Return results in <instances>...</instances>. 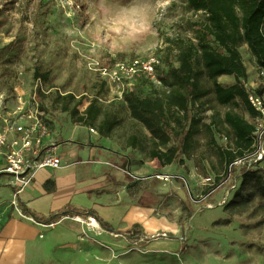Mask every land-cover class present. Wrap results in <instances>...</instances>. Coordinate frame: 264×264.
<instances>
[{"label":"rangeland","instance_id":"1","mask_svg":"<svg viewBox=\"0 0 264 264\" xmlns=\"http://www.w3.org/2000/svg\"><path fill=\"white\" fill-rule=\"evenodd\" d=\"M0 7V128L18 101L28 102L37 90L48 95L70 91L106 105L140 82L143 94L159 89L145 75L140 81L123 77L113 82L99 70L174 57L178 41L195 42L186 23L205 19L184 0H0ZM238 51L247 73L244 87L248 94L258 93L264 72L243 40ZM217 81L234 83L227 76ZM202 85L211 88L204 78ZM34 101L40 107L37 94ZM226 113L254 125L241 104L221 106L211 94L190 105L185 115L176 112L179 124L169 120L170 145H179L189 129L197 131L187 156L177 158L168 175L143 158L147 167L138 162L133 182L105 191L111 206L132 209V215L115 223L103 219L111 232L98 222V228L89 225V216L43 227L41 238L28 248L26 264H264V199L231 203L246 165L229 168L220 157V151L236 152L223 121ZM121 127L130 128L126 114ZM253 165L249 170L264 171V157ZM11 201L12 196L10 204L19 209ZM105 208L109 214L110 207ZM135 224L144 236L129 239Z\"/></svg>","mask_w":264,"mask_h":264},{"label":"trees","instance_id":"2","mask_svg":"<svg viewBox=\"0 0 264 264\" xmlns=\"http://www.w3.org/2000/svg\"><path fill=\"white\" fill-rule=\"evenodd\" d=\"M184 1L193 12H204V21L186 23L195 42L190 40L184 43L180 40L176 43L177 54L174 57H165L163 60L157 58L155 77L160 84L159 89L143 94L140 87L144 85L140 82L135 89L123 92L122 103L115 110L116 114L121 111L127 113L130 121L137 122L149 134L147 136L139 132L135 137L127 139V145L137 148L150 160H157L161 166L176 162L181 154L187 156L189 142L197 132L189 129L179 145L168 146L171 141L169 120L179 124L174 114L186 113L190 105H195L208 95H213L221 106L237 107L241 104L250 120L256 117L257 113L250 106L248 92L244 87L247 73L238 51L240 40H243L256 65L264 72V0ZM222 76L233 78L234 83L220 85L217 80ZM141 77L145 78L141 74L135 76L139 81ZM203 78L211 83L210 89L202 85ZM93 109L94 106L87 107L90 120L102 113L101 107L96 108L94 114ZM102 116L108 120L111 115L103 111ZM223 121L232 133L236 152L220 151V157L230 165L235 158H241L251 150L254 128L252 123L237 114L226 113ZM117 123L119 121L114 124ZM238 179L240 185L234 193L232 204H239L245 198L251 200L254 196L264 199V171L243 168ZM247 189L250 191L246 193ZM20 210L22 215L44 226L57 223L61 217L89 216L103 230L110 231L108 224L93 210L80 212L66 206L48 217L40 216L23 205H20ZM143 236L139 225L135 224L127 238Z\"/></svg>","mask_w":264,"mask_h":264},{"label":"crops","instance_id":"3","mask_svg":"<svg viewBox=\"0 0 264 264\" xmlns=\"http://www.w3.org/2000/svg\"><path fill=\"white\" fill-rule=\"evenodd\" d=\"M35 94L47 116L49 135L45 145L55 146L54 153L61 159L62 167L38 170L32 183L18 196L19 209L23 205L40 216L48 217L70 206L80 212L93 210L102 220L115 223L118 218L131 216L132 209L121 212L120 208L111 206L106 197L107 188L118 184L128 186L129 182H133V176L139 170L138 162L146 167L149 163L158 165L163 175L170 173L169 167L175 162L161 166L157 160H150L137 148L127 145L129 137L131 139L139 132L149 134L143 127L144 130L139 129L137 122L130 121L127 113L130 128L122 130L124 112L116 114L115 111L122 99L103 105L96 99L86 102L83 95L76 96L70 91L48 95L37 90ZM89 105L94 106L92 114L96 108H102L96 119L90 120L87 114ZM103 111L110 113L108 120L103 118ZM116 121L119 123L114 124ZM168 146H171L170 143ZM143 158L150 162L146 164ZM2 167L3 162L0 161V169ZM0 177L3 178L0 180V264H26L29 246L36 237L41 238L38 230L46 226L22 215L18 208L13 209L9 178L4 174ZM104 206L110 207L109 214H105L107 209ZM119 212L121 215H113ZM82 217L85 216L77 217V220L84 219ZM67 219L70 217H61L53 226Z\"/></svg>","mask_w":264,"mask_h":264},{"label":"built area","instance_id":"4","mask_svg":"<svg viewBox=\"0 0 264 264\" xmlns=\"http://www.w3.org/2000/svg\"><path fill=\"white\" fill-rule=\"evenodd\" d=\"M156 65L158 59L150 57L145 61L117 63L111 70L100 68L99 71L113 82L139 74L157 81ZM35 95V92L31 94L28 102L19 100L10 121L0 128V161L3 162L0 174L9 178L13 205H16L19 194L32 183L38 170L62 167L61 159L54 153L55 146L45 145L49 129L45 112L34 101ZM248 102L257 113L253 119V145L245 156L235 160L229 168L232 164H242L246 165L243 168L249 170L255 168L253 164L264 157V84L258 93L248 94ZM90 132L94 133V130L90 129Z\"/></svg>","mask_w":264,"mask_h":264},{"label":"bare ground","instance_id":"5","mask_svg":"<svg viewBox=\"0 0 264 264\" xmlns=\"http://www.w3.org/2000/svg\"><path fill=\"white\" fill-rule=\"evenodd\" d=\"M89 221L91 222V224H89V225H92L93 227H97L98 228V224H97V222L94 219L91 218Z\"/></svg>","mask_w":264,"mask_h":264}]
</instances>
